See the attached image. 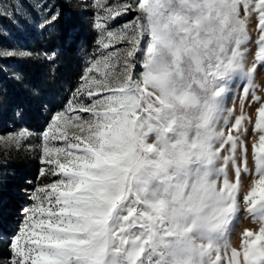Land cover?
<instances>
[{
    "label": "snow or ice",
    "instance_id": "snow-or-ice-1",
    "mask_svg": "<svg viewBox=\"0 0 264 264\" xmlns=\"http://www.w3.org/2000/svg\"><path fill=\"white\" fill-rule=\"evenodd\" d=\"M94 2L103 13L94 16L96 56L75 106L41 133L40 175L52 180L28 182L30 203L0 264H264V96L254 82L264 68V0ZM133 11L131 21L110 26ZM44 12L40 27L59 16L51 6ZM253 14L258 52L249 66ZM32 55L0 50V58ZM250 94L259 104L253 167L243 139L250 117L243 104L239 115L227 107ZM27 135L0 144L19 146ZM245 174L242 199L259 227L237 249L229 228Z\"/></svg>",
    "mask_w": 264,
    "mask_h": 264
},
{
    "label": "rangeland",
    "instance_id": "rangeland-1",
    "mask_svg": "<svg viewBox=\"0 0 264 264\" xmlns=\"http://www.w3.org/2000/svg\"><path fill=\"white\" fill-rule=\"evenodd\" d=\"M108 2L112 4L113 0ZM37 4L43 8L37 9ZM49 6L52 12L59 10V16L51 24L40 27L47 14L44 9ZM3 12L9 15H0V33L3 34L0 36V50L19 48L33 55L0 58V137L24 129L29 133L19 146L0 144V261L8 258V239L22 219L21 209L30 203L25 194L28 182L42 186L52 180L40 175L41 133L56 112L69 103L75 106L73 92L82 72L90 66L88 62L97 53L95 41L98 30L93 27L94 16L103 15L94 0H0V13ZM136 15L135 11L129 12L112 21L110 26L123 25ZM257 20L255 14L249 18L251 43L248 48L252 50L247 56L249 66L258 52ZM53 52L55 57L51 60L43 55ZM137 61V70L143 71L140 53H137ZM254 82L257 85L255 93L264 96V68L257 69ZM241 104L245 115L250 117L245 121L247 132L243 139L248 145L249 167H253L254 143L258 141L254 124L258 119L259 104L252 100L251 94L247 100L231 97L227 101V107H235L237 115ZM250 185L251 180L245 174L242 178L241 210L229 228L230 247L237 249H241L244 232L258 230L259 227L245 210L242 199Z\"/></svg>",
    "mask_w": 264,
    "mask_h": 264
}]
</instances>
